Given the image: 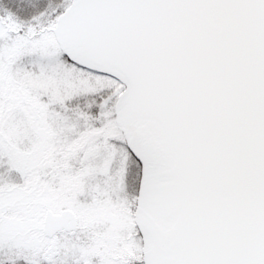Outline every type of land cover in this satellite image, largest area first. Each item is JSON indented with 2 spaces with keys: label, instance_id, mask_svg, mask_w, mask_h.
I'll list each match as a JSON object with an SVG mask.
<instances>
[{
  "label": "snow or ice",
  "instance_id": "obj_1",
  "mask_svg": "<svg viewBox=\"0 0 264 264\" xmlns=\"http://www.w3.org/2000/svg\"><path fill=\"white\" fill-rule=\"evenodd\" d=\"M0 264H264V0H0Z\"/></svg>",
  "mask_w": 264,
  "mask_h": 264
}]
</instances>
